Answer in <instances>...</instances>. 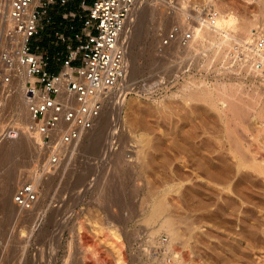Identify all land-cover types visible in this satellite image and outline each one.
Returning <instances> with one entry per match:
<instances>
[{"label": "rangeland", "instance_id": "1", "mask_svg": "<svg viewBox=\"0 0 264 264\" xmlns=\"http://www.w3.org/2000/svg\"><path fill=\"white\" fill-rule=\"evenodd\" d=\"M90 1L87 0V2ZM7 4L8 0H0V14L4 18ZM197 4L200 5L201 14L211 8L217 12L215 25L218 24L219 17L221 21L229 20L231 24L224 25V31L237 35L238 39L236 41L238 42H230L231 44L228 48L226 47L223 50V58L217 57L218 61L216 57L212 56L210 58L212 50L204 45V42H201V36L199 39L197 38L199 37L197 32L187 46L171 45L166 47L164 52H159V41L169 26L174 22L183 21L184 19H181V17L185 18L186 14H195L193 10H196L195 5ZM66 7L67 9L77 10V0L70 1ZM49 8L50 10L48 9V11L52 23L43 21L42 31L32 39L31 43L32 45H39L41 51L48 53L50 58H52L56 50L63 48L62 44L56 41L55 31L64 28V21L61 18V13L64 10L58 4H54ZM133 11V15L131 12L129 16L131 19H127V25L123 29L120 39L125 52V79L123 77L111 92L102 111L99 124L85 132L78 141L63 146V149H59L56 162H50L55 150L54 144H44L41 141L36 125L30 118L28 111L23 113L20 107L18 98L20 99V95L24 94L25 83L29 76L17 61L15 47L10 49L8 40L5 36L0 35L1 259L16 240L15 237L20 239L16 249L20 252L17 251L21 256V262L23 261L22 264H64L65 255H70L72 258L75 255L77 256V254L79 256L78 232L87 226L86 229L90 230V233H88L93 235L92 229L89 228V223L85 222H87L86 218L89 215L96 213V208L92 202V193L97 183L96 180L94 181V176L90 173V176L82 182L83 184H77V175L83 172L88 165H90V171L92 169V171H95L96 168V170H100L103 166L105 167L103 168L105 173L111 174L112 172H109L111 169L109 168L110 170H108L107 165H110V159L108 158L112 152L114 154L124 151V158L129 160L136 155V147L145 144L144 157L146 161L154 165L152 169L155 177L157 176L161 179H168L171 176L170 167L175 164L177 166L176 177L181 187H183H180V190L182 189L180 192H183L181 201L185 207H192L196 203L193 191L195 185L191 173L194 167V153L196 151H198V154L201 153L200 150L205 151L204 154L208 153L210 160L215 164L216 168L214 170L217 171H224L226 166L231 168L232 164H234V160L230 155L232 148L233 151L239 148L237 151H240L239 153L246 159L252 157L259 160L260 155L264 154V133L260 132L258 134L260 131L258 127L261 126L260 123L264 120L261 119V117L264 118L262 116L264 114L262 113L264 112V75L253 66H244L240 62L229 60L228 57V49L233 48L235 44L248 41L247 39L251 35L250 32L257 31L264 34V0H136ZM60 22L63 23L60 24ZM194 26L195 29L199 28V30L202 27L199 24H194ZM243 29L245 31H242ZM9 49L12 50L11 56L14 59L11 66L5 64L2 56ZM171 52H174L176 57ZM169 53L171 54L169 55ZM165 55H167V58ZM155 58L158 61H155ZM52 66L54 67L53 64ZM7 77H9L8 81H6ZM205 88L209 98L206 101L201 99V97L196 99L195 97L201 95L200 93ZM189 91L194 93L188 100L186 97ZM222 91L225 93V98L234 99L238 103L241 101L240 108H238L240 111L229 112L227 113L228 115L224 113L220 115L217 110L215 111L212 108L211 102L212 105L216 103L219 108L223 105V102L217 99L221 96ZM247 103L250 104V107L246 106ZM257 117L259 120H257ZM258 124L259 126H257ZM11 129L18 131L15 138H11L6 134ZM95 138H99L98 141L100 140L98 142L99 149L92 154L93 151L88 150V145L95 141ZM197 145L199 147L195 148ZM235 147L238 148L235 149ZM237 151L235 152L237 153ZM201 154L203 155V153ZM154 161L160 163V165ZM57 168L61 171L50 188L46 186L48 191L46 190L47 195H45L40 214L36 219L22 222L23 210L29 209V207L21 208L16 206L12 200L14 192L27 182L36 183V187L42 182H47L51 171ZM214 170L213 172H215ZM241 170L240 173L245 170L250 171L249 169ZM104 171L101 173H104ZM232 171V173L230 171L229 173L233 175L235 171L234 169ZM229 173L227 172L228 175H230ZM250 174L254 175L250 177H254L252 179L254 181L256 179V182L249 185V181H244L245 183L243 182L242 185L245 187H241L242 191L245 188L243 193L251 201V205L255 203V206H262L264 213V199H262L264 180L262 181L260 175H256L254 172ZM258 178L261 181L257 180ZM192 184L194 185L193 188ZM6 187L8 192L2 195V189L4 190ZM85 188H88L86 193H84ZM199 188V191L203 193H200L199 198L202 204L207 205L211 210L216 208L221 211L222 209L224 210L225 200H223L221 194L216 193L214 189L208 191L204 185ZM58 192L62 200L68 201L67 198L71 195L74 198L68 201V208L66 205L62 209L64 210L63 213L62 211H52L55 216L50 211L59 207L57 206L59 203L54 200L59 195ZM205 193L206 195H204ZM74 199H77V204L73 203ZM230 204H233L231 207L233 209L236 208V211L239 202L233 201ZM134 207L137 208L133 209V212H135L133 213L134 221L132 220L131 225L129 224L132 228L135 225L136 227L141 226V223L138 222L141 217L139 202L135 201ZM7 208L14 211L10 220L7 219L8 215L7 217L5 215L7 213L4 210H8ZM60 212L61 214H59ZM257 214H255L256 217L259 216ZM255 215L253 216L254 218ZM50 216L53 218H50ZM48 218L50 219L48 220ZM83 219L85 220L83 221ZM82 225L83 228H81ZM165 239L166 236H162V240ZM77 251L78 253H76ZM42 258L43 261H46L42 262Z\"/></svg>", "mask_w": 264, "mask_h": 264}, {"label": "bare ground", "instance_id": "2", "mask_svg": "<svg viewBox=\"0 0 264 264\" xmlns=\"http://www.w3.org/2000/svg\"><path fill=\"white\" fill-rule=\"evenodd\" d=\"M37 1L38 0H34V3H37ZM135 5H136V0L133 5L134 8H135ZM8 8H9V0L7 4L5 18L7 17ZM131 12L133 15V12H134L133 7L127 16V19L129 18ZM127 19L125 21L123 29H125L127 25V22H128ZM181 19L183 18L181 17ZM218 19H219V22L215 26H210L207 23L201 22L200 24L202 26L201 29L200 30L199 28L195 29L197 32V35H199V37L197 38L199 39L201 36V39H202L201 42H204L203 43L204 45L211 48L212 54H210V58L212 56L216 57L217 61H218L217 57H220V58L222 57L224 48L226 47L228 48V46L232 43V41L238 42L236 41L238 39L237 35L231 34L228 31H224V25H230L231 24L230 21L229 20L221 21L220 17ZM239 28L241 27L239 26ZM242 31H245V30L243 29ZM121 33H120L119 40L121 39ZM5 38L8 40L9 44L14 45L15 49L21 44V41L19 39L11 41L9 38L7 37ZM120 42L122 41L120 40ZM201 42L199 41V43ZM171 53L172 55H175L174 52H171ZM171 53H169V55ZM165 56L167 58V55ZM154 60L158 61V59L156 58ZM13 62H14V59H13ZM21 67L25 70V67L23 66ZM124 74H125V71H124ZM203 90L204 91L200 93L201 95H198V97H195L194 95V97L196 99L201 97V99L203 100L205 99L206 101V99L209 98L207 97L209 94L206 88ZM223 91L221 93V96L217 98L218 101L223 102V105H221L220 108L217 106L216 103L215 104L213 103L212 105V102L209 99L208 100L211 102V104L207 101L208 104H210L212 108L215 109V111L217 110V112L220 115L222 113H224L225 115H228L227 113L229 112L234 113L235 111H240L238 108H240L241 101L239 100L240 102L238 103V101L236 102L234 101V99L228 98L229 99L228 100L224 96L225 91L224 92ZM193 93L194 92L189 91L187 93L188 96L186 95L187 96L186 98L189 100L191 96L193 95ZM19 100H20V107L22 108L23 113L24 111L27 112V109H26L27 107H26V103L24 100V94L20 95V99L18 98V101ZM249 103L245 105L250 107ZM101 115L98 118V121L96 124H99L98 122L101 119ZM262 116H264V114ZM258 117H257V120H259ZM261 119L263 120L264 118L261 117ZM260 124L261 126L258 127L260 128L259 129L260 131L259 132L257 131L258 134L260 132L264 133V120ZM257 126H259V124ZM98 139L99 138L96 139L97 141L96 140L92 141V143L88 145L89 146L88 150H91V152L93 151L92 154L94 153V151L99 149L98 142L100 140L98 141ZM142 145L136 147L137 148L135 150L136 155L133 157V159H129V160L124 158L125 157L124 151H119L114 154L112 152L108 158L110 159L109 160L110 165L109 166L107 165L108 170L110 169L113 170V171L111 170L109 171V172H112L111 174L105 173L103 169L105 167L103 166L101 168L99 167L100 170H96L97 169L96 168L95 171H92L93 169L90 171V165H88V167H86L83 172H80V174L77 175L78 178L77 180L75 179L77 184L84 182L86 178L90 176V173L91 175L94 176L93 177L94 181L96 180V183H97L92 193L93 198L91 197L93 199L92 202L96 208L95 209L96 213H93L94 215L93 214L89 215L87 218L85 217L87 220V222L85 223H89V228L92 229L93 235L89 234L90 230L86 229L87 224L85 225L86 228H83V225H82L81 228L83 229L80 228L81 230L78 232V243H79L78 249H80V251L78 250L79 256L77 254V256L75 255L76 257L74 256V258H72V256L70 257V255L69 256L65 255L66 259L63 262L64 264H264V219H263L264 213H263V209H262V206L260 207L258 204H257L258 206H255L254 205L255 203L251 205L250 203L251 201L248 200L246 198L247 196L244 195L243 193L245 188L242 191V188L245 187L242 185L244 181L245 182L246 180L249 181V185L250 183L254 184V182H256V179L255 181L253 180L254 177H252L253 179L250 177L252 175L250 173L252 172L256 173V175H260V177L262 178L261 180L262 181L264 180V156H263L264 154L263 153L260 155L259 160H257V158H252L249 156H248L249 158L246 159L244 156H243L244 158L242 157L241 153H239L240 151H237L239 149L238 147H235V149L236 148L238 149L236 150L234 149V150L237 151V153H239L240 155L237 154L235 151H233V148H232L231 150L232 153L230 155H231V158L234 160L233 162L234 164H232L231 168L229 166H226L225 167L226 169L224 171L222 170L217 171V170H214V168H216L215 164H213V161L210 160L208 153L204 154L205 151L203 152L199 148L200 152L203 153V155L201 153H200L201 155L198 154V151H196L197 153L196 152L194 153V162H193L194 167L191 172L193 175L192 177L193 183L195 185V188L193 191H194V198H196L195 199L196 203L193 204L192 207L190 206L185 207L182 205L184 203H182L181 201V196L183 193V192H180L182 190V189L180 190L181 184L178 181V178L176 177L177 176V166L175 164H173L172 166L170 165L171 166L170 167L171 176L168 179H161L160 177H157V176L155 177L153 173V169H152L154 165L146 161L144 157L146 146H144L145 144L143 146ZM198 147L199 146L197 145L195 148H198ZM106 148L108 147L106 146ZM205 149L207 148L205 147ZM154 162L160 165V163L156 161ZM53 168H56V167H53ZM232 168L235 171L233 175L230 174L233 172ZM241 169L242 170L249 169L250 171L245 170L246 172L244 171L240 173ZM213 170L217 173L213 172ZM60 171L61 170L58 168L53 169V171H51L50 178L48 179L47 182L45 181V182H42V184L38 185L37 187L35 186L36 187L35 188L36 199L32 202L29 209L23 210L24 212L22 214V217L20 216L22 222L30 221L38 217V215L40 214L41 208L44 204L45 195H47L46 186L47 188H50L51 184L56 179ZM102 171H104V173H101ZM227 172L230 175H228ZM204 174L205 176H203ZM259 178L257 180L261 181ZM194 185L192 186V188L194 187ZM202 185H204L206 187L205 189H207L208 191L209 190L211 191L214 189L216 193L218 192L219 194H221V196L223 197V200L226 201V202L224 201L225 205H223L224 210L222 209L223 214L219 208L211 210L210 208L207 207V205H204L201 203V201H199L201 200L199 199L200 193H202L199 191L200 189L199 187ZM8 186H11V185H8ZM74 186L76 187V185ZM91 187H92V184H91ZM59 189H62V188H59ZM87 189L86 188L84 189L85 191L84 193L87 192ZM66 190L68 191V189ZM69 191L71 190L69 189ZM2 192H3L2 195H5L8 192V188L6 187L4 190L2 189ZM246 192L248 193V191ZM188 195L190 196V194ZM204 195H206V193ZM262 195H263V198L262 197L261 198L264 199V192ZM73 198L74 197L71 195L67 199L69 201ZM77 199L73 200L74 204L75 203L77 204L78 202ZM54 200H56L57 203H59V205L56 204L59 207L58 208L56 207L57 209L54 208L55 210L53 209L51 211L49 209V211L50 212L62 211L63 213L64 210L62 209L66 207L68 201L60 199V193L56 198H54ZM135 201L139 202V205H140L141 217L138 220V222L141 223V226L136 227V225L134 224L136 222H134L132 224H134L135 227L133 226L132 228L129 226V224L134 218L133 213L135 212H133V209L135 208L134 207ZM233 201L239 202L238 208L236 211H235L236 208L233 209V207H231L233 204L229 205V203H232ZM61 202L62 204H60ZM4 207L2 208L4 209ZM67 208H68V205H67ZM7 209L8 210H4L7 213L5 215L6 217L8 215L7 219L10 220L14 214V211L9 208ZM220 211L223 217L220 215ZM54 212L52 213L55 215ZM256 213H258L257 215H259L258 216L259 219L258 217H256L255 215ZM59 214H61V212ZM253 214L255 215V218L253 217L254 216ZM52 216H50V218ZM233 216L235 217V219H233L234 218ZM63 217L66 219L65 216ZM50 218H48V220ZM84 220L85 219H83V221ZM162 236H166V239L162 240ZM15 238L16 240L14 241L12 246H10V248L8 249V252L0 260V264H22L23 261L21 262V258H20L21 256L18 254L19 250L16 249L18 243L20 242V239H18L19 237L18 238L15 237ZM78 251L76 253H78ZM41 261L45 262L46 260L43 261V258H42ZM23 264H27V263H23Z\"/></svg>", "mask_w": 264, "mask_h": 264}, {"label": "built area", "instance_id": "3", "mask_svg": "<svg viewBox=\"0 0 264 264\" xmlns=\"http://www.w3.org/2000/svg\"><path fill=\"white\" fill-rule=\"evenodd\" d=\"M70 1L9 0L7 17L0 14V35L21 41L16 49L10 44V49H15L18 63L29 76L24 88L28 114L41 141L54 144L50 162L57 161L59 149L78 141L96 125L111 92L122 80L125 52L119 37L135 2L77 0L78 9L72 10L66 7ZM54 4L64 10V28L55 31L56 41L63 48L50 58L31 41L42 31L43 21L52 23L48 9ZM195 7V14H186L183 21L169 26L159 41V52L171 45L187 46L196 33L194 24L215 26L216 11L211 8L201 14L200 5ZM247 40L228 49L229 60L253 66L264 75V34L251 32ZM10 49L2 55L8 66L13 62ZM17 133L11 129L6 134L15 138ZM35 184L27 182L18 188L13 203L30 207L36 199Z\"/></svg>", "mask_w": 264, "mask_h": 264}]
</instances>
